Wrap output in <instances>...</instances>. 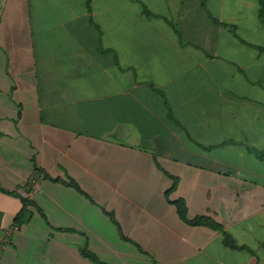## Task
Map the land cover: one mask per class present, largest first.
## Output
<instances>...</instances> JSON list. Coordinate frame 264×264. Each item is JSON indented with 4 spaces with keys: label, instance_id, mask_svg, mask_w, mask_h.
<instances>
[{
    "label": "crops",
    "instance_id": "0c3cea01",
    "mask_svg": "<svg viewBox=\"0 0 264 264\" xmlns=\"http://www.w3.org/2000/svg\"><path fill=\"white\" fill-rule=\"evenodd\" d=\"M260 152L264 0H0V264H264Z\"/></svg>",
    "mask_w": 264,
    "mask_h": 264
},
{
    "label": "trees",
    "instance_id": "16d2710c",
    "mask_svg": "<svg viewBox=\"0 0 264 264\" xmlns=\"http://www.w3.org/2000/svg\"><path fill=\"white\" fill-rule=\"evenodd\" d=\"M262 14H263V11H262ZM259 154L261 156H264V153L263 152H260ZM36 172L43 173L44 174L43 175L44 177H47L49 179H52L53 181L64 182L66 184H69V185L75 187L76 189L80 190L83 194L87 195L83 190H81L80 186L72 178H69L68 181L62 180L60 178H53L47 172H45L41 168H39L37 165H36ZM167 175L170 176L174 180V186L171 188V190H172V189H174L176 187L178 179H177V177L172 176L171 174H168L167 173ZM31 186H32V183H30L29 187H25V188L30 189V188H32ZM0 191H5V190L2 187H0ZM9 193H13V194H16V195L21 196L18 193V191H11V192L9 191ZM21 200H22V203H23V207H22L21 211L18 213V215L16 216L15 221H14V224H15V226L17 228H20L25 222H27V221H29L31 219L33 213H32V211L30 210L29 207L31 205H35L36 206L35 202L31 198H29V197L21 196ZM170 201L173 204H175V206L177 207V211H178L180 217L185 222H187L188 224H191V225H206L208 227H211V228H213L215 230L220 231L223 234L224 243L227 246H229L231 248H246V249H249L246 246L239 245L235 241V239L233 238V236L225 230L224 226L221 223H219L217 220H215L214 218L209 217V216H197L195 218H190L188 216V207H187V203H186V200L185 199L178 198V199L170 200ZM37 209L42 213V210L39 207H37ZM103 210L105 211V213L107 215H109V217L111 218V220L113 221V223L116 225V227H117V229L119 231L120 237L123 240H125V241L134 243L142 253L148 255V253L142 248L141 245H139L138 243L134 242L133 240H131L130 238H128L123 233L119 222L115 218L114 213L113 212H110V211H108L106 209H103ZM80 250H81V253L85 257L89 258L93 262H95L97 264H107V263L103 262L96 255V253H94L93 251H91L88 246L84 245V246L81 247ZM150 257L152 259L153 264H159L155 258H153L152 256H150Z\"/></svg>",
    "mask_w": 264,
    "mask_h": 264
},
{
    "label": "built area",
    "instance_id": "2783aa9c",
    "mask_svg": "<svg viewBox=\"0 0 264 264\" xmlns=\"http://www.w3.org/2000/svg\"><path fill=\"white\" fill-rule=\"evenodd\" d=\"M17 191H18V193H19L21 196H24V197H29V196L31 195V192H32V190H29V189H27V188H25V187L20 188V189H18Z\"/></svg>",
    "mask_w": 264,
    "mask_h": 264
}]
</instances>
